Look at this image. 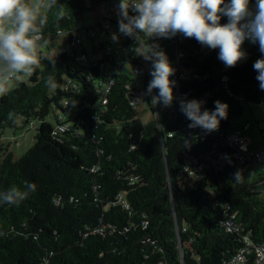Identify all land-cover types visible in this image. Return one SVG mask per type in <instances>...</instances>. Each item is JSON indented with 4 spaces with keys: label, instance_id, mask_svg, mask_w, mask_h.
<instances>
[{
    "label": "trees",
    "instance_id": "16d2710c",
    "mask_svg": "<svg viewBox=\"0 0 264 264\" xmlns=\"http://www.w3.org/2000/svg\"><path fill=\"white\" fill-rule=\"evenodd\" d=\"M102 1L58 0L59 20L57 9L47 10L43 39L66 34L55 69L42 58L45 68L35 66L28 83L0 97V130L17 129L22 119L21 128L32 124L35 131L34 145L18 160L0 150V191L36 185L20 206L0 205V264H223L243 237L263 244L264 170L235 180L225 142L245 103L264 108L253 69L262 57L258 44L246 40L247 58L225 68L218 49L195 39H158L176 70L171 79L182 70L194 77L178 81L170 107L151 104L148 95L140 102L152 77L137 56L139 42L125 51L100 44L93 50L100 59L84 49L87 60L75 59L72 32H81L83 13ZM49 73L56 88L44 86ZM183 94L209 110L216 100L228 104L219 131L188 127ZM231 215L239 231L226 233L222 223Z\"/></svg>",
    "mask_w": 264,
    "mask_h": 264
},
{
    "label": "clouds",
    "instance_id": "9594fccd",
    "mask_svg": "<svg viewBox=\"0 0 264 264\" xmlns=\"http://www.w3.org/2000/svg\"><path fill=\"white\" fill-rule=\"evenodd\" d=\"M250 5L251 0H119V34L132 39L135 46L139 42L137 56L150 63L152 79L137 101L144 102L143 95H148L151 104L170 107L176 99L177 82L171 79L176 70L155 41L177 35L195 39L203 48L218 49L217 59L225 68H233L247 58L243 49L246 40L258 44L262 57L253 63V69L259 89L264 91V0H255L254 8ZM42 9H57V20L64 16L58 0H0V97L8 94L11 83L20 75H31L42 58L55 69L56 60L41 57L38 52L41 31L48 21ZM223 17H227V23H220ZM142 36L149 38L147 42ZM112 39L118 42L119 37L113 34ZM43 83L47 88H56L54 73H49ZM154 89L158 94L152 95ZM204 104V100L196 98L179 100L190 129L200 128L206 134L219 131L220 122L228 118V104L216 100L212 110L204 108ZM12 117L10 112L9 119ZM240 179L238 172L235 180ZM35 190L34 183H25L23 188L10 186L0 191V205L18 207ZM241 259L238 254L232 264Z\"/></svg>",
    "mask_w": 264,
    "mask_h": 264
},
{
    "label": "rangeland",
    "instance_id": "374dc122",
    "mask_svg": "<svg viewBox=\"0 0 264 264\" xmlns=\"http://www.w3.org/2000/svg\"><path fill=\"white\" fill-rule=\"evenodd\" d=\"M119 0H103L93 10L85 11L79 21L78 26L82 29L81 34L83 37L82 45L86 50L89 58H92V42L85 36L84 29L93 27L98 32L99 38L104 45L108 48L110 46L107 40L111 44L120 45V42L124 44L128 42V37L119 34L118 31V17H117V4ZM113 3H116L114 5ZM42 12L46 13L47 10L42 9ZM112 18L114 23L106 29L107 36L101 34L100 28L97 24H100L102 18ZM117 34L119 39L118 42H114L112 35ZM66 40V36L54 35L49 37L46 44L39 47L38 52L50 54L49 57L55 58L59 54V46ZM38 67L45 68L46 62L39 63ZM30 75H20L18 79L13 80L10 85V89L14 88L18 83H28ZM49 122H53V118L48 117ZM22 119L17 121V129H5L0 130V150H7L11 153L14 160L21 158L33 145L35 131L31 126L25 128L22 127ZM229 133L241 132L243 137L250 140L249 147L252 149H260L264 147V108L252 102H247L243 105L242 114L236 118H233L230 122ZM4 153V152H3ZM264 170V164L256 163L248 167L245 173L246 177L251 178L254 174ZM264 197V193H263Z\"/></svg>",
    "mask_w": 264,
    "mask_h": 264
},
{
    "label": "built area",
    "instance_id": "2783aa9c",
    "mask_svg": "<svg viewBox=\"0 0 264 264\" xmlns=\"http://www.w3.org/2000/svg\"><path fill=\"white\" fill-rule=\"evenodd\" d=\"M114 1V0H111ZM227 1V0H226ZM102 21L99 24V28L101 31V34L107 36V32L106 29L111 26V22L112 19H106L105 17L102 18ZM78 30H74L72 32V47L77 48L76 51V55H75V59L76 61H86V56H83V49L85 50V48H83L82 45V34L81 32H77ZM42 35V34H41ZM56 35H62V36H66L65 32L63 31H58ZM85 36L87 38H89L92 42V58L93 60L96 59H100L101 57V52L99 51L98 54H96V56H94V49H97L98 46L100 44H104V42H102L99 38L98 32H96L94 29L90 30V32L86 31L85 32ZM52 37V36H50ZM49 37L46 40V43L48 41ZM128 38V42L127 43H123L120 42L119 46H116L117 44H111V42H109L107 40V43L110 44V47L113 48H118L119 50H126V47L129 43H131L133 40ZM177 39L178 41H182V36L181 35H177ZM40 45L42 46L45 43V40L43 39V35H42V41L39 42ZM86 51V50H85ZM41 56V55H40ZM41 57H47L46 54L42 55ZM177 60H179V55H177L176 57ZM144 65L149 69H150V63L143 60ZM222 63V62H221ZM134 73L135 74H140V71L138 69H134ZM191 77H194V75L191 76L190 73H187L186 71L182 70V71H178V75H177V80H176V85H178V81L179 80H184V81H188L191 79ZM106 92L108 91V87H106ZM133 95H138V93L134 92ZM187 98V95L183 94L182 98ZM137 100V99H135ZM103 103L105 104V101H103ZM32 126V124H31ZM65 128L60 127L58 129V131L60 133L64 132ZM204 140V137H201V141ZM225 142L227 144L228 147L233 149V154L232 156L235 159L236 162V170L237 172H239L241 175H244L247 170L248 167L251 166L252 164H256V163H260V164H264V147L260 148V149H252L249 147L250 144V140L246 137H243L241 135V132H234L229 134L226 139ZM191 174H193L191 172ZM234 215H231L226 221H224L222 223L223 227H224V231L226 233H233V232H238L239 228L238 225H236V223L234 222ZM182 231H185V229L183 228ZM180 233V229L179 227L176 228V234L178 235ZM179 236V235H178ZM179 247H180V243H179ZM241 255L242 259L239 260L237 262V264H264V243L263 244H254L252 243V241L249 239L248 236L243 237L242 238V245L240 247L237 248V250L233 253V255L231 256V258L227 261L224 262L223 264H232V259L233 257L237 256V255Z\"/></svg>",
    "mask_w": 264,
    "mask_h": 264
},
{
    "label": "crops",
    "instance_id": "0c3cea01",
    "mask_svg": "<svg viewBox=\"0 0 264 264\" xmlns=\"http://www.w3.org/2000/svg\"><path fill=\"white\" fill-rule=\"evenodd\" d=\"M114 5H116V3H113ZM112 19V18H111ZM112 23H114V20L112 19V22H111V25H112ZM46 46H47V44H46ZM84 48V47H83ZM46 55H47V57H49L50 56V54H47V53H45ZM40 55L42 56V55H44L43 53H40Z\"/></svg>",
    "mask_w": 264,
    "mask_h": 264
}]
</instances>
